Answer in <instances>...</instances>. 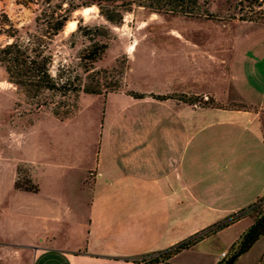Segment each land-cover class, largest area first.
<instances>
[{
	"label": "crops",
	"instance_id": "crops-1",
	"mask_svg": "<svg viewBox=\"0 0 264 264\" xmlns=\"http://www.w3.org/2000/svg\"><path fill=\"white\" fill-rule=\"evenodd\" d=\"M245 22L258 26L229 60L213 58L227 70L225 97H166L162 136L98 141L105 154L65 214L33 201L7 217L0 197V264H132L264 197V23ZM252 223L242 216L158 264H217ZM233 264H264V234Z\"/></svg>",
	"mask_w": 264,
	"mask_h": 264
},
{
	"label": "rangeland",
	"instance_id": "rangeland-1",
	"mask_svg": "<svg viewBox=\"0 0 264 264\" xmlns=\"http://www.w3.org/2000/svg\"><path fill=\"white\" fill-rule=\"evenodd\" d=\"M86 1L0 0V31L9 28L7 16L22 38L27 27L52 32L56 18L68 14L48 46L50 73L100 92L61 96L44 91L33 98L9 82L0 65V197H6L7 217L33 201L62 204L65 214L66 204L84 195L85 172L97 170L105 154L98 141L162 136L161 125L154 126L168 114L156 105L166 97L200 104H213L212 94L224 98L227 70L213 58L228 59L232 42H243L256 30L257 24L240 18L264 23V0H197L195 6L187 0L180 5L101 0L90 6L83 5ZM188 6L192 15L181 12ZM107 12L121 19L111 22ZM6 40L1 34L0 44ZM93 44L106 47L89 66L82 56ZM201 93L210 96L204 99ZM42 100L48 103L37 106ZM56 110L60 116L71 112L60 118ZM26 178L38 184V193L12 190L16 179Z\"/></svg>",
	"mask_w": 264,
	"mask_h": 264
},
{
	"label": "trees",
	"instance_id": "trees-1",
	"mask_svg": "<svg viewBox=\"0 0 264 264\" xmlns=\"http://www.w3.org/2000/svg\"><path fill=\"white\" fill-rule=\"evenodd\" d=\"M101 0H87L83 5L90 6L92 4H100ZM185 0H170V3H183ZM193 6L197 4V0H187ZM193 7L184 8L181 10L184 14L192 15ZM105 17L114 23H118L121 17L116 18L111 13H106ZM69 15H60L55 20V26L52 32H32L29 27L25 29V38H22L19 33V29L16 28L6 16V21H9V28L0 31L1 34H5L7 40L5 43L0 44V65L5 69L8 77V81L21 88L26 95L31 97H38L44 91L59 93L61 96H65L68 93H77L83 91L89 94H99V91L91 90L90 88H81L80 85H74L69 76H53L50 73V65L52 63V55L49 52V43L60 30H62ZM241 20L252 21V18H240ZM105 44H93L82 58L87 59L89 66L103 53ZM135 98L144 97L143 94H132ZM163 98V96H157ZM48 103L46 100L38 101L37 106ZM52 103V102H51ZM71 111L64 112V115L60 116L58 110L54 111V114L62 118L69 114ZM14 189L24 192L35 193L39 190V186L33 183L30 178H26L24 182H20L18 179L14 182ZM242 216H251L253 223L248 229L240 236L239 240L231 245L229 254L226 258L220 260L217 264H233L234 261L241 254L245 253L250 247L257 241V239L264 234V197L258 198L253 204L245 209L238 211L220 221L219 223L211 226L209 230L203 232V235L213 233ZM203 235H195L187 240H183L175 246L160 252H154L144 255L139 261H134L132 264H158L168 260L172 255L179 252L182 249L189 248L199 241Z\"/></svg>",
	"mask_w": 264,
	"mask_h": 264
},
{
	"label": "built area",
	"instance_id": "built-area-1",
	"mask_svg": "<svg viewBox=\"0 0 264 264\" xmlns=\"http://www.w3.org/2000/svg\"><path fill=\"white\" fill-rule=\"evenodd\" d=\"M226 256V253L221 254V258H224Z\"/></svg>",
	"mask_w": 264,
	"mask_h": 264
}]
</instances>
